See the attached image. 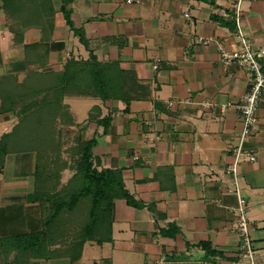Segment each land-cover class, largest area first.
<instances>
[{
    "label": "crops",
    "instance_id": "obj_1",
    "mask_svg": "<svg viewBox=\"0 0 264 264\" xmlns=\"http://www.w3.org/2000/svg\"><path fill=\"white\" fill-rule=\"evenodd\" d=\"M237 2L0 0L1 248L46 232L36 248L44 256L31 258L37 251L28 248V264L71 263L73 252H55L71 247L53 241L56 227L45 223L58 182L45 151L53 117L73 115L96 141L94 167L119 172L134 200L114 199L111 241H86L73 264H115V255L248 264L241 199L254 259L264 264V96L244 142L256 159L241 154L237 172H227L244 126L237 105L254 81L252 70L221 59V47L239 45ZM241 9L247 39L264 47V0H243ZM92 57L111 66L114 97L63 92L67 64ZM20 257L14 248L11 261Z\"/></svg>",
    "mask_w": 264,
    "mask_h": 264
},
{
    "label": "trees",
    "instance_id": "obj_2",
    "mask_svg": "<svg viewBox=\"0 0 264 264\" xmlns=\"http://www.w3.org/2000/svg\"><path fill=\"white\" fill-rule=\"evenodd\" d=\"M64 10H66V7H64ZM111 75L112 68L110 65H105L103 63L101 64L97 62L95 57H92L88 61L74 59L71 60L67 64L65 72L61 74L60 80H64V82L67 83L65 85L63 84L62 86L63 92L99 96L103 100H107L116 95V88L112 83L114 79ZM58 91L60 92V90ZM99 108L100 107H96L95 110H98ZM92 115L89 117L91 118ZM56 116H54L52 120H54ZM61 116L65 118L64 115ZM94 118L95 115H93L91 120H94ZM95 143V139L86 140L83 143V185L79 188L76 193L77 197H75V201H78L83 196H89L90 198L92 197V221L86 226L84 237L82 239L83 242L80 241L81 243H78L79 248H77V255L75 256L74 253V255L71 256L70 264H73L75 260H78L81 257L82 248L86 240H96L99 243L111 241L112 212L115 198H126L130 204H134V200L126 189L123 178L119 172L112 170L98 171L94 167L92 161V148ZM60 204L65 206V202L63 204L59 203L58 206H60ZM56 217L57 212L53 211L51 217L45 222L47 228L53 224V220L56 219ZM105 223H107L108 236L106 238L103 236H95V231H97L99 228H103ZM46 234V232H42L39 234L22 235L16 239L14 238L11 240H5L6 242L10 243L12 248L20 250L21 257L17 258V260H14L13 262L17 264H28L29 262L24 255L28 253V248H34V250L37 251L36 253H32L33 257L36 258L44 256V253L41 250H37L36 248L38 245H41V242L44 241L45 238H47ZM7 244L5 245L9 247ZM203 247L206 248L207 252L209 253L214 252L212 251L209 243H203ZM105 262L110 264V261L108 260Z\"/></svg>",
    "mask_w": 264,
    "mask_h": 264
},
{
    "label": "rangeland",
    "instance_id": "obj_3",
    "mask_svg": "<svg viewBox=\"0 0 264 264\" xmlns=\"http://www.w3.org/2000/svg\"><path fill=\"white\" fill-rule=\"evenodd\" d=\"M77 107L81 110L85 109L82 103L78 104ZM82 116L87 117L88 115ZM64 117L65 118L60 115L52 120L53 124L49 127L50 134L46 137L47 141L50 140V144L46 147L48 151H45L47 155L45 170L48 172L51 180L55 177H57L58 180L55 189H50L48 193V202L51 205V210L57 212L56 219H54L53 224L49 226L54 229L56 227V232L53 230L50 238H53V241H60L62 244L65 243L68 247H71L70 249L68 248V250H66L65 247L64 249H55L56 253L61 251V253H65V251L77 253V248L79 247L74 243H81L80 241H82L84 237L85 228L92 221L91 211L93 200L92 197L83 196L78 201H75V197H77L76 193L83 185V143L87 138L84 137V134L80 133V130H77L80 122H78L73 115H64ZM91 118L89 117L85 122L93 121ZM50 169H52L51 172L48 171ZM60 179L62 181H60ZM64 180H66V182ZM64 202L65 206L61 204L58 206L59 203L63 204ZM95 232V236H103L106 238L108 236L107 223L104 224L103 228H99ZM13 249L14 248H12L10 244L9 247L6 245L3 248L0 247V264H17L11 261L10 258ZM98 251L97 256H102V254L107 251V248H100ZM115 259V264H148L145 263L146 259L141 255L140 257L139 255H136V257H131L129 255L126 260H123L122 257L120 258L119 255H115Z\"/></svg>",
    "mask_w": 264,
    "mask_h": 264
},
{
    "label": "built area",
    "instance_id": "obj_4",
    "mask_svg": "<svg viewBox=\"0 0 264 264\" xmlns=\"http://www.w3.org/2000/svg\"><path fill=\"white\" fill-rule=\"evenodd\" d=\"M128 1L131 2L132 0ZM242 1L243 0H238V2L235 3V12L233 14L234 16H232L238 29L239 45L231 51L226 50V48L224 47L220 48L221 59L224 64L234 62L244 69L252 70L254 73V81L250 90L244 95L242 102L237 105V108L243 115L244 126L241 134L240 144L235 149V161L234 163L229 165L227 169V172L229 174H234L237 172V165L241 154H245L246 156H248L251 161H254L256 159L255 155L244 150V142L246 138H248L253 132L254 125L256 124L255 111L264 96V66L261 62V59L264 58V47H253V45L247 39L243 29L241 28ZM204 42L209 43V40H205ZM245 202L246 201L244 199H241V217L238 226L239 230L244 236L243 248L246 253V257L250 259L248 264H257L256 260L254 259L255 255L251 245V240L248 236V221L244 215L245 208L243 207V205H245Z\"/></svg>",
    "mask_w": 264,
    "mask_h": 264
},
{
    "label": "water",
    "instance_id": "obj_5",
    "mask_svg": "<svg viewBox=\"0 0 264 264\" xmlns=\"http://www.w3.org/2000/svg\"><path fill=\"white\" fill-rule=\"evenodd\" d=\"M163 264H215L207 261H169Z\"/></svg>",
    "mask_w": 264,
    "mask_h": 264
}]
</instances>
